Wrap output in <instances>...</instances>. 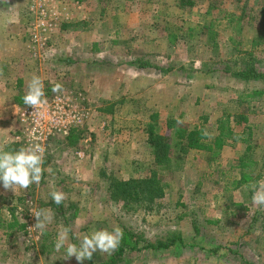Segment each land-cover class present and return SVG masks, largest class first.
<instances>
[{
    "label": "rangeland",
    "instance_id": "1",
    "mask_svg": "<svg viewBox=\"0 0 264 264\" xmlns=\"http://www.w3.org/2000/svg\"><path fill=\"white\" fill-rule=\"evenodd\" d=\"M193 2L0 3V54L14 62L15 79L26 77L20 92L38 75L48 102L83 118L68 134L50 132L38 142L45 148L39 185L0 199V264H79L55 250L60 229L69 227L70 241L78 244L77 234L115 226L130 231L127 237L142 248L119 264H264V207L252 203L250 188L264 180V80L232 73L249 50L264 72V44L252 47L254 37L264 38V0ZM57 82L62 93L51 90ZM22 97L16 101L25 109ZM154 114L156 130L171 143L170 118L203 128L212 139L219 120L231 115L234 130L217 154L173 150L171 168L162 169L147 132ZM234 115L248 122L236 125ZM15 135L20 147H28L22 123ZM246 160L255 164L245 171L240 165ZM151 169L167 184L151 209L111 199L114 179L144 177ZM53 190L66 194L59 206ZM40 209L53 213L43 235L31 228ZM14 218L23 230L7 228ZM170 233H180L185 243L149 248ZM113 253L98 251L83 264H105Z\"/></svg>",
    "mask_w": 264,
    "mask_h": 264
},
{
    "label": "trees",
    "instance_id": "2",
    "mask_svg": "<svg viewBox=\"0 0 264 264\" xmlns=\"http://www.w3.org/2000/svg\"><path fill=\"white\" fill-rule=\"evenodd\" d=\"M193 0H180V6L192 5ZM234 15L236 13L230 12L229 15ZM264 44L263 37H254L252 40V47ZM255 61L252 57V50L246 52V57L243 62V67L238 68L234 72V76L240 80L244 81H263L264 72L260 71ZM226 71H230L227 69ZM157 114L152 116V120L148 123V134L149 142L153 146V152L155 155V162L157 166L162 169H170L172 165L171 152L177 150L179 153L185 154L191 149L195 150H205L217 154L218 151L224 147L227 139L233 134L234 126H231V115L223 120H219L218 134L215 138H210L209 134L207 136L203 135L205 130L203 128H189L185 125L178 124L176 122L177 118H170L167 121V127L172 130V136L174 137L173 143L169 141L168 136L158 132L156 130L155 119ZM248 117L243 115H234V123L236 125L247 123ZM255 162L253 160H246L241 163V169H249ZM163 173H159L158 169H151L148 175L139 178H129V179H114L110 184V197L112 200L117 202H123L126 207L134 205L136 208L151 209L153 204L158 199L162 198L165 193V188L167 186ZM2 223L0 222V225ZM17 226L20 230L24 229V224L18 222L14 218L13 223L7 224L8 229H12ZM130 231H126L123 235L120 246L114 251V253L109 257L105 264H119L125 259L126 253H133L140 251L142 249L139 244V240H134L130 235ZM185 242L180 233H170L168 237L164 240H159L155 243H150L154 250L160 249H171L172 247L179 248Z\"/></svg>",
    "mask_w": 264,
    "mask_h": 264
},
{
    "label": "clouds",
    "instance_id": "3",
    "mask_svg": "<svg viewBox=\"0 0 264 264\" xmlns=\"http://www.w3.org/2000/svg\"><path fill=\"white\" fill-rule=\"evenodd\" d=\"M8 0H0V3H7ZM2 72V70H0ZM53 93H62L63 85L59 82L53 84ZM23 104L34 109L33 113L43 117V107L47 105L48 100L45 94V85L43 79L38 75H33L28 82L27 91L22 97ZM178 124L183 123L177 118ZM203 135L207 136L205 131ZM0 144V182L5 190H11L15 194L18 189L27 190L33 184L39 185L45 172L44 157L45 148L40 144H32L29 147H21L18 150H6L5 144ZM253 190L252 203L259 207H264V180L257 181L250 185ZM51 200L56 205H61L66 194L59 190L50 192ZM36 217V224L31 227L40 230L43 235L47 230V225L53 220V213L50 209H40L33 212ZM69 227H62L55 241V250L59 252L65 250L62 259L75 257L79 264L84 260H91L96 252L111 254L121 244L123 239V229L115 226L112 231L107 229L94 230L90 234L80 236L76 239L79 243L70 241Z\"/></svg>",
    "mask_w": 264,
    "mask_h": 264
},
{
    "label": "crops",
    "instance_id": "4",
    "mask_svg": "<svg viewBox=\"0 0 264 264\" xmlns=\"http://www.w3.org/2000/svg\"><path fill=\"white\" fill-rule=\"evenodd\" d=\"M14 67V62L11 63L8 58L0 54V70H2L0 72V144L7 142L6 150H18L22 144L15 135L17 128L21 125L19 112L22 109L16 99L20 98V95H24V91L21 93L20 90L23 88L24 82L26 83V77L20 75L15 79L16 68ZM21 190L18 189L17 192ZM12 193L14 192L11 190H5L0 182L1 200L5 199V195L11 197Z\"/></svg>",
    "mask_w": 264,
    "mask_h": 264
},
{
    "label": "built area",
    "instance_id": "5",
    "mask_svg": "<svg viewBox=\"0 0 264 264\" xmlns=\"http://www.w3.org/2000/svg\"><path fill=\"white\" fill-rule=\"evenodd\" d=\"M42 23L45 25L44 21ZM39 26L41 24L38 23ZM41 34H43L41 31L35 32L34 38L40 40L42 38ZM61 104L48 102L42 109L43 117L33 113L34 109L31 107L21 109L19 115L23 124V133L26 134L25 140L22 138L21 141H24L29 147L32 144H38L40 141L44 142L50 132L60 131L68 134L71 127L81 125L83 122L82 116L79 113L63 109L64 106Z\"/></svg>",
    "mask_w": 264,
    "mask_h": 264
}]
</instances>
